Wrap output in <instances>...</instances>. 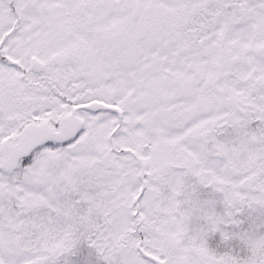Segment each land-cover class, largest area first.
Listing matches in <instances>:
<instances>
[{
	"label": "snow or ice",
	"instance_id": "6c2138e0",
	"mask_svg": "<svg viewBox=\"0 0 264 264\" xmlns=\"http://www.w3.org/2000/svg\"><path fill=\"white\" fill-rule=\"evenodd\" d=\"M0 264H264V0H0Z\"/></svg>",
	"mask_w": 264,
	"mask_h": 264
}]
</instances>
